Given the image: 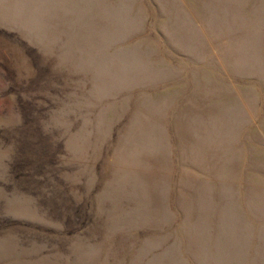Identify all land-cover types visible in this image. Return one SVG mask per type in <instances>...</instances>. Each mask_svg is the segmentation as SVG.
<instances>
[{
	"label": "rangeland",
	"instance_id": "rangeland-1",
	"mask_svg": "<svg viewBox=\"0 0 264 264\" xmlns=\"http://www.w3.org/2000/svg\"><path fill=\"white\" fill-rule=\"evenodd\" d=\"M0 264H264V0H0Z\"/></svg>",
	"mask_w": 264,
	"mask_h": 264
}]
</instances>
